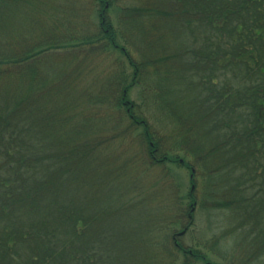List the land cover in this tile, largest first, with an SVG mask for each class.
<instances>
[{
  "label": "trees",
  "instance_id": "obj_1",
  "mask_svg": "<svg viewBox=\"0 0 264 264\" xmlns=\"http://www.w3.org/2000/svg\"><path fill=\"white\" fill-rule=\"evenodd\" d=\"M44 1L0 0V264H213L180 242L197 204L247 242L210 253L264 264V0H145L116 29L94 0L95 30L72 10L63 31L31 21ZM102 51L121 58L90 82ZM168 165L193 189L154 205L144 180Z\"/></svg>",
  "mask_w": 264,
  "mask_h": 264
},
{
  "label": "rangeland",
  "instance_id": "obj_2",
  "mask_svg": "<svg viewBox=\"0 0 264 264\" xmlns=\"http://www.w3.org/2000/svg\"><path fill=\"white\" fill-rule=\"evenodd\" d=\"M94 0H45L44 3L37 6H30L28 11L33 18L31 21L41 22L46 26H58L59 31H63V27L60 25L66 23L63 16L69 15L73 10L75 11L73 16L69 19L71 26L79 25L80 22H90L91 30H95L97 25V18L95 12ZM113 8L109 10V16L113 29L117 28V8L126 7L127 5H138L145 0H112ZM37 10V11H36ZM89 18V19H88ZM85 20V21H83ZM68 22V21H67ZM33 24V25H34ZM60 26V27H59ZM79 27V26H78ZM85 28V27H84ZM80 30V29H78ZM82 56H87V62L85 65V73L91 71L90 78L96 83L99 79L106 77L115 69L117 60L121 58L117 53L110 52H97L89 53ZM83 70V69H82ZM84 74V73H83ZM138 91L134 89L129 95V100L138 103ZM128 139L126 140V154H134L137 149L128 145ZM125 149V148H124ZM182 162H187L181 153L178 154ZM189 162V161H188ZM168 168V170L166 169ZM164 169L154 168L147 173V177L144 180L145 190H143V198L147 199V191L153 195L154 205L162 204L170 201L171 188L173 190L178 186L177 195L180 200L185 201L189 190L193 189V185L189 181V171L183 167L177 165H168ZM176 191V190H175ZM194 197L197 202L200 203L202 192L200 190H194ZM166 202V204H167ZM159 207V206H158ZM174 212V211H173ZM180 213V212H179ZM173 214V213H172ZM184 222H186V216L183 215ZM191 227L186 234L180 235V242L184 247H192L198 249L203 255H205L209 262L213 264H223L227 261L221 260L215 254L209 252L208 241L213 237H218L224 234V238L219 242L220 252L227 254V259L234 260L236 254L239 251H246L247 242L241 232L235 231V218L230 215L228 210H202L197 204L192 211ZM176 233H180L181 227L172 226ZM180 261V260H179ZM166 261H159L155 258L153 264H163ZM179 263V262H178ZM196 264H203L201 262Z\"/></svg>",
  "mask_w": 264,
  "mask_h": 264
},
{
  "label": "water",
  "instance_id": "obj_3",
  "mask_svg": "<svg viewBox=\"0 0 264 264\" xmlns=\"http://www.w3.org/2000/svg\"><path fill=\"white\" fill-rule=\"evenodd\" d=\"M183 233V232H182ZM182 233H180L179 235H182Z\"/></svg>",
  "mask_w": 264,
  "mask_h": 264
}]
</instances>
